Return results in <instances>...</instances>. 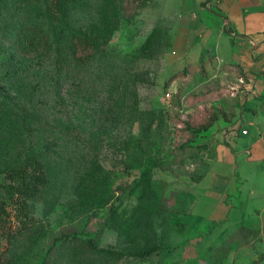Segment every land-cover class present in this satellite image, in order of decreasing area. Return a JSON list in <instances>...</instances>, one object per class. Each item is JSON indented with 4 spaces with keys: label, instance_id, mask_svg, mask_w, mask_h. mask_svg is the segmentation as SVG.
<instances>
[{
    "label": "rangeland",
    "instance_id": "rangeland-1",
    "mask_svg": "<svg viewBox=\"0 0 264 264\" xmlns=\"http://www.w3.org/2000/svg\"><path fill=\"white\" fill-rule=\"evenodd\" d=\"M168 1L118 0L119 18L103 0L70 8L71 27L119 55L134 54L152 33L134 60L79 64L90 45L61 28L59 0H0V264H40L52 244L51 264H264V160L237 156L229 222L252 207L256 214L199 227L202 195L193 185L208 168L204 149L218 132L242 128L245 84L215 53L194 55L183 39L176 46ZM107 21L115 29L106 36ZM2 94L34 113V158L48 174L26 198L34 221L21 236L10 169L30 139ZM260 134L264 141V127ZM89 243L123 253L159 249L114 257Z\"/></svg>",
    "mask_w": 264,
    "mask_h": 264
},
{
    "label": "crops",
    "instance_id": "crops-1",
    "mask_svg": "<svg viewBox=\"0 0 264 264\" xmlns=\"http://www.w3.org/2000/svg\"><path fill=\"white\" fill-rule=\"evenodd\" d=\"M167 5L173 14L176 46L183 39V46L191 48L194 55L215 53L220 61L239 68L240 79L245 84L239 96L247 108L240 120L242 128L231 127L207 140L203 157L208 168L193 185V190L202 195L199 227L208 231L224 228L244 221L258 210L252 207L241 218L229 222L236 208L232 201L236 203L239 196L237 156L245 154L244 159L253 165L264 160V141L260 134L264 127V1L169 0ZM234 131H240V135H233ZM204 181L207 184L202 186ZM192 196L196 204L194 192Z\"/></svg>",
    "mask_w": 264,
    "mask_h": 264
},
{
    "label": "trees",
    "instance_id": "trees-1",
    "mask_svg": "<svg viewBox=\"0 0 264 264\" xmlns=\"http://www.w3.org/2000/svg\"><path fill=\"white\" fill-rule=\"evenodd\" d=\"M82 0H59L58 2V11L59 15L56 17L58 20L59 25L61 28L69 34V36L73 39L78 40L81 42H86L90 45V50L84 54L81 58L77 60V63L82 64L85 62L91 61H103L109 57H116L121 59H128L134 60L137 56L143 53V50L148 47L152 33H150L143 44L138 48V50L134 54H124L119 55L115 52L110 51L105 45L100 43L98 40L90 38L85 33L78 31L77 29L73 28L68 24L66 16L67 12L70 8H76L80 6ZM104 6L109 8L116 18H119L121 9L118 0H103ZM70 6V7H69ZM108 31L106 32V36L111 33L115 29V24L111 26V22H106ZM23 38H26V34H23ZM2 99L8 100L12 102L15 108L16 116H21L23 118V127L26 128L25 132L27 133L30 139V146L31 149L24 154V156H17L18 158L14 162V166L10 169L11 177L15 182V199L18 200L20 203L19 210L17 211L18 215L15 218L21 223L20 236L21 231H27L30 226H32V222L34 218L28 217L26 214L27 212L24 209V205L26 202V198L28 196H33L34 194L39 193L40 189L42 188L43 184L48 182L47 173L43 166L40 165V162L36 160L34 157V153L39 152V144L38 141L34 140V135L30 130V125L35 123L34 113L29 112L28 109L20 106L15 100H11L8 96L4 94L1 95ZM59 122V120H58ZM65 128H68L64 125ZM68 129H66L67 131ZM86 144H90V139L88 137H84L82 139ZM55 245L52 244L49 250L47 251L46 255L42 259L40 264H51L53 262V258L55 257L57 251L54 250ZM88 248L91 249L94 253H101L105 255H112L114 257H123V256H130V257H139L144 258L152 253L158 251L159 247L151 246L141 250L130 251V252H120V251H113L107 248H97L93 244L89 243Z\"/></svg>",
    "mask_w": 264,
    "mask_h": 264
},
{
    "label": "water",
    "instance_id": "water-1",
    "mask_svg": "<svg viewBox=\"0 0 264 264\" xmlns=\"http://www.w3.org/2000/svg\"><path fill=\"white\" fill-rule=\"evenodd\" d=\"M257 257L256 256H254V259H256Z\"/></svg>",
    "mask_w": 264,
    "mask_h": 264
},
{
    "label": "built area",
    "instance_id": "built-area-1",
    "mask_svg": "<svg viewBox=\"0 0 264 264\" xmlns=\"http://www.w3.org/2000/svg\"><path fill=\"white\" fill-rule=\"evenodd\" d=\"M264 1V0H263Z\"/></svg>",
    "mask_w": 264,
    "mask_h": 264
}]
</instances>
